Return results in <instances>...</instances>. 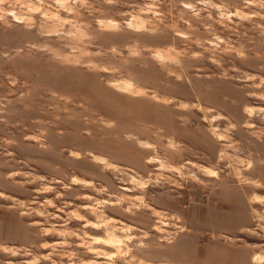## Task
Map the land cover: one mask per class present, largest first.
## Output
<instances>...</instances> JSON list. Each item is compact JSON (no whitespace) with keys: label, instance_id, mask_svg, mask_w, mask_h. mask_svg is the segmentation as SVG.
Here are the masks:
<instances>
[{"label":"rangeland","instance_id":"obj_1","mask_svg":"<svg viewBox=\"0 0 264 264\" xmlns=\"http://www.w3.org/2000/svg\"><path fill=\"white\" fill-rule=\"evenodd\" d=\"M0 264H264V0H0Z\"/></svg>","mask_w":264,"mask_h":264},{"label":"bare ground","instance_id":"obj_2","mask_svg":"<svg viewBox=\"0 0 264 264\" xmlns=\"http://www.w3.org/2000/svg\"><path fill=\"white\" fill-rule=\"evenodd\" d=\"M114 83V82H113ZM117 83V82H116ZM119 83V82H118ZM207 171V170H206ZM208 171L210 172V173H212V170H210V169H208ZM95 228V227H94ZM100 243H102L103 245H105V246H111V247H114L115 245H116V243H115V245H114V243H113V241L111 240V239H101L100 240ZM257 257H258V255H255L254 256V259L256 260L257 259Z\"/></svg>","mask_w":264,"mask_h":264},{"label":"crops","instance_id":"obj_3","mask_svg":"<svg viewBox=\"0 0 264 264\" xmlns=\"http://www.w3.org/2000/svg\"><path fill=\"white\" fill-rule=\"evenodd\" d=\"M224 217H225V222H227V221H229L231 218L228 216V214L227 215H224ZM235 218H238V217H235Z\"/></svg>","mask_w":264,"mask_h":264}]
</instances>
